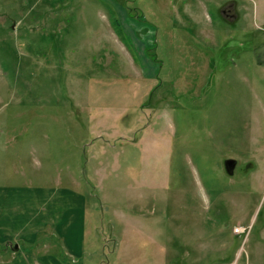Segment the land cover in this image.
Listing matches in <instances>:
<instances>
[{"label": "rangeland", "instance_id": "obj_1", "mask_svg": "<svg viewBox=\"0 0 264 264\" xmlns=\"http://www.w3.org/2000/svg\"><path fill=\"white\" fill-rule=\"evenodd\" d=\"M0 187L16 264H264V0H0Z\"/></svg>", "mask_w": 264, "mask_h": 264}, {"label": "crops", "instance_id": "obj_2", "mask_svg": "<svg viewBox=\"0 0 264 264\" xmlns=\"http://www.w3.org/2000/svg\"><path fill=\"white\" fill-rule=\"evenodd\" d=\"M102 151H106L105 149H100ZM74 187L72 188H64L62 189L63 192L66 194L65 197H62L61 204L58 205V208L55 212H57L59 215L57 216V220H59V223L56 227V232H58L61 236L65 239L67 238L68 234L71 231H84V224L88 217L89 207L87 205L88 201L85 198V196L78 190L82 188V184L80 182L74 181L73 182ZM0 193V203L4 202L3 198L8 197V193L13 192L12 188H1ZM7 201V200H6ZM5 203V207H6ZM63 209V211H60ZM4 209L1 208L0 205V243L5 242V249L4 251L6 253L10 254V257L8 261H6L4 264H16V260L19 257L18 253L21 249V246L17 244L18 239L22 235H18V232L21 229H16V223L14 219V223H12V217L7 216L4 214ZM40 213H42L44 210L41 208L39 209ZM7 212L9 211V206L7 209ZM40 216L33 215V222L36 223L37 220H39ZM62 234H61V229ZM16 230V231H15ZM83 233V232H82ZM83 237V236H81ZM82 243H84V239L81 238ZM10 258H12L10 260ZM34 264H40L39 261L36 259Z\"/></svg>", "mask_w": 264, "mask_h": 264}, {"label": "flooded vegetation", "instance_id": "obj_3", "mask_svg": "<svg viewBox=\"0 0 264 264\" xmlns=\"http://www.w3.org/2000/svg\"><path fill=\"white\" fill-rule=\"evenodd\" d=\"M219 11H220V13H221L222 15L225 14V11H224V10H219ZM225 17H227V18H231V19H235V18H236V15H235V14H225Z\"/></svg>", "mask_w": 264, "mask_h": 264}, {"label": "water", "instance_id": "obj_4", "mask_svg": "<svg viewBox=\"0 0 264 264\" xmlns=\"http://www.w3.org/2000/svg\"><path fill=\"white\" fill-rule=\"evenodd\" d=\"M227 167H228L229 169L233 170L234 167H235V162H234V160H228V161H227Z\"/></svg>", "mask_w": 264, "mask_h": 264}]
</instances>
